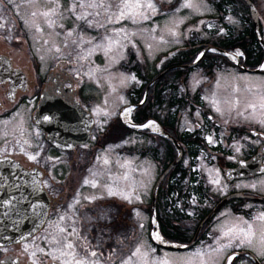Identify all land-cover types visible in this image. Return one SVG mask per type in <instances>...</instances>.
I'll list each match as a JSON object with an SVG mask.
<instances>
[{
  "label": "flooded vegetation",
  "instance_id": "flooded-vegetation-1",
  "mask_svg": "<svg viewBox=\"0 0 264 264\" xmlns=\"http://www.w3.org/2000/svg\"><path fill=\"white\" fill-rule=\"evenodd\" d=\"M145 1V4L154 2ZM249 1L258 11L259 33L255 32L248 3L232 0L234 18H240L242 22L232 25V45L237 40L238 46L242 44L247 50V56L238 57L232 63V97L227 108L218 101L202 99L200 89L191 91V79L186 73L179 77L174 96L167 80L178 77L168 75L170 70H167L151 84L147 104L142 109L139 110L141 83L127 89L126 98L121 94L125 103L111 115L104 95L96 97L92 91L93 82L105 92V78L94 76L102 72L99 74L93 66L89 50L77 60L73 53L77 47L73 43L78 37L86 40L93 36L96 13L103 19L121 12L135 14L140 11L142 0H0V161L8 160L26 172L39 171L49 202L45 219L35 222L39 226L29 237L0 243V264H65L68 261L75 264V260L84 264H119L122 260L120 246L123 252L124 243L134 235L136 237L141 225L145 229L147 243L156 252L186 253L185 250L194 249L200 241L207 240L206 244L213 245L216 238L219 240L218 249L224 244L220 243L223 212L240 214L251 225L261 221L257 217L264 214V9L260 0ZM137 3L140 7L133 6ZM77 15L80 20L75 19ZM137 39L138 35L134 40ZM41 41L62 44L46 51L38 44ZM127 57L131 62L135 59L130 68L141 80V74L136 72L138 63L134 53L128 50ZM168 68L161 65L150 80ZM164 77L166 80L162 81ZM213 80L211 77L207 85ZM238 83H243L248 93L246 108L239 103V99L247 101L246 96L238 98L236 95ZM43 102L55 108L58 138L55 144L47 139L46 132L36 123V120L44 118L37 113ZM126 105L137 107L133 118L128 120L121 115ZM98 108L103 110L99 112ZM186 111H189L192 129L179 130L180 116ZM193 112H197V118H193ZM222 114L228 115V123L224 122V117L221 118ZM141 132H144L149 145L137 139L136 135ZM169 136L175 139L181 150L178 164L184 171L179 176L170 171L165 175L162 182L166 187L161 195L165 202L160 204L159 212L155 210L154 216L151 209H145L149 216L143 223L136 216L142 202L139 189L134 188L139 181L132 183L133 197L139 199L138 203V200L126 202L119 199V194H108L94 200L89 198L99 188L95 183L104 182L83 176L94 154L112 145L119 158L140 160L150 156L159 170L154 186L177 155V148ZM78 139L84 141L77 143ZM84 148L87 152L82 154ZM29 156L35 159H29ZM200 161L213 167L209 181V172L203 165V171L198 167L197 172L194 171ZM122 163L119 164L123 166ZM240 163H245L246 174L227 177V170L236 169ZM106 164L103 167L108 169ZM100 166L95 163L91 168L96 170ZM136 169L137 166L132 167L135 173ZM216 177L223 185L220 192L211 188ZM86 179L88 184L84 183ZM119 182L115 184L118 189L122 186ZM152 188L147 201L150 208ZM235 193H242L243 197L226 199L206 219L224 198ZM179 202L183 205L179 206ZM248 203L246 209L241 208L242 204ZM191 220L196 221L193 227L190 226ZM60 228L64 231L60 232ZM198 229L194 243L188 246ZM252 230L254 236L255 229ZM214 232L215 235H211ZM154 233H158L161 240L154 239ZM66 243H72L73 249L62 248L61 245ZM262 249V241L257 242L254 248L247 244L231 245L221 257L220 264H229L228 257L233 255L232 264H264V256L257 252ZM61 252L67 254L61 255ZM92 252L96 255H91ZM52 255L58 258L53 259Z\"/></svg>",
  "mask_w": 264,
  "mask_h": 264
},
{
  "label": "rangeland",
  "instance_id": "rangeland-1",
  "mask_svg": "<svg viewBox=\"0 0 264 264\" xmlns=\"http://www.w3.org/2000/svg\"><path fill=\"white\" fill-rule=\"evenodd\" d=\"M209 1L154 0L151 4L155 5V7L148 8V3L145 4L146 1L142 0L141 9L135 14L124 13L123 15H112L109 19H103L102 15L99 13L94 15L93 36H90L86 40H82V38L78 37L77 41L73 43L74 47H77L74 48L73 53L77 55L76 59L79 60L84 51H90V54L93 57V66L97 68L99 74L102 72V74H94V76H98L100 78L103 76L106 80L104 81V83H106L105 92L97 86L98 84L93 82L92 91L96 97H102L104 95L106 101L109 102V114H116L117 107L125 103L123 96L126 98L125 92L127 89H130L133 85L138 86L141 83L142 85L145 83L143 82L144 79H138L136 77V73L131 70L130 65H132L135 59H133L132 62L129 61V58L127 57L128 50L134 53L137 63L140 64L142 75L145 80H147V77H145L143 73L146 75L155 73L161 65H165L164 62L170 60L174 55H176V50L181 49L192 42V45H189L191 47L189 50L191 53L193 48H197V46L203 43L210 45L213 44L210 43L212 40H214V42H217V40H226L230 36L229 32L232 31V25H234L235 22L237 25L242 23L240 18L235 20L232 3H226L228 2L227 0H214L216 2ZM260 1L261 6L264 9V2L262 3V0ZM218 2H221L223 5H230H225V10L218 12V8L216 7V4H214ZM166 5L169 6L166 7ZM154 8L156 9L155 11ZM262 14L264 15V13ZM75 19L80 20L81 18L77 15ZM136 35H138L137 41L134 40ZM235 41L236 44L232 45V50L222 49L221 47L216 46V44L211 45L217 47L218 49H215V52H207L208 54H211L208 56H205V53L202 63L199 65L196 64L193 68L191 67L186 73V75L189 74L191 79L189 81L191 91L200 89L202 99L206 101H218L223 108H227V105L230 103V99L232 97V65L238 57L244 56L237 44V40ZM38 44L43 46L46 51H49L54 50L62 43L41 41ZM221 50H223V52ZM215 55H218V57H215ZM207 70L208 73H206ZM211 77H214V80L210 85H207L208 80H210ZM156 80H154V82ZM102 82L103 81L100 80V83ZM170 86H172L171 81ZM149 90H151L150 84L143 90L141 97L142 100L139 104L141 108H139V110L142 109L145 102L147 104ZM236 95L238 98H244L246 96L245 98L247 100L248 93H246V88L243 83H238L236 85ZM239 103L242 108H246L248 100L244 101L243 99H239ZM136 109L137 107L126 105L122 110L121 115L124 119H131L133 118ZM101 110L103 109L98 108L97 111L100 112ZM185 114L182 113L180 116L181 121L179 123V130L185 128L189 130L192 129L193 123L191 122V117H189V111H186ZM193 114H195L193 118H197V112H193ZM222 117L226 120L224 122L228 123V115L222 114L221 118ZM148 125L153 127L150 123ZM136 136L141 143L149 145L144 132H141ZM85 152H87V148H84L81 153L84 154ZM118 156L119 155L115 153L114 146L112 145H108L102 152L98 151L97 154L92 156V162L88 165L89 168H87L83 176L92 181L104 182L95 183L99 186V188L97 191H93L92 196L89 198L95 199L108 195L109 190H111L112 192L119 194V199L125 200L126 202H128L129 199L135 201L138 200V203L140 202L139 199H135L133 197L132 183L133 181H139L137 186H134V188L139 189L142 202L141 207H139L140 211H137L136 216H138V219H140L143 223L144 220L147 219V216H149L145 209H151L147 207L149 190L152 188L155 175L159 170L156 169L155 163L150 156L141 158L140 160H134V158L124 156L119 158ZM105 160L107 161L106 165L108 166V169L103 167ZM123 160H125L124 163H122ZM118 162L122 163L123 166H121ZM95 163H98L101 166L96 170H93L91 167L94 166ZM108 163L111 164V166H109ZM202 165L209 172L210 177H207V181H209L212 178V173L214 171L212 166H208L206 163L200 161L198 165H196L194 171L197 172V167L202 170ZM76 166L78 167L79 164H76ZM136 166L138 169H136L135 173L132 171V167ZM80 171L81 170H79V172ZM169 171L170 173L176 172L177 176H179L180 172L182 173L184 169L179 164L177 168L174 167ZM134 177L139 180H134ZM216 180H219V178L216 177ZM105 181L113 185L111 186ZM119 181H121L122 186L118 189V186H115V184L120 183ZM220 181L221 180H219V182ZM222 186L223 185H220V183H214L211 188L220 192ZM258 186L261 187V185ZM165 187V183L162 181L158 185L155 208L154 211H151L153 212V216L156 211L159 212L158 210L160 208H157L156 206L159 194L158 191L162 189L164 190ZM124 197H127V199ZM181 204L183 205V203L179 202V206ZM248 206L249 203L246 205L242 204L241 208L246 209ZM211 213H213V211ZM105 214L108 217V212ZM158 216L159 213L156 215V219ZM222 216L224 217L222 231L227 230L228 227L234 225L245 227L248 224L246 222L247 219L240 214L223 212ZM195 224L196 221L192 222L191 220L190 226L193 227ZM156 228H158L157 223ZM252 229H255V232L252 237V244L250 246L248 245L250 248H254V245L257 242L262 241V232H264L263 221L258 223L253 222ZM143 230L145 231L143 227H140V229L138 228L136 237L134 235L130 241L124 243L123 252L120 246V255L122 260L119 264H134V262L137 264H162L164 261H166L167 264H220L221 257H223L224 253L230 248V246L224 247V245H227L229 241L227 242V238H222L221 236L222 240L220 243L224 244L218 249L216 248L219 245V240L216 238L214 239V243L216 244H213L215 245L214 247L212 243L206 244L205 242L207 240H204L200 241L199 245L194 249L185 250L186 253L166 250L156 252L147 243ZM211 235L214 236L215 232L211 233ZM134 237L135 239L133 240ZM239 245L240 244L237 240L232 241V246L238 247ZM138 247L141 249V254L134 256L133 253ZM206 247V250L203 249ZM257 252L259 253V251ZM135 259L137 261H135ZM239 263L240 262H238V264Z\"/></svg>",
  "mask_w": 264,
  "mask_h": 264
},
{
  "label": "water",
  "instance_id": "water-1",
  "mask_svg": "<svg viewBox=\"0 0 264 264\" xmlns=\"http://www.w3.org/2000/svg\"><path fill=\"white\" fill-rule=\"evenodd\" d=\"M249 7H250V13L253 20V23L255 25V32L257 31V25H258V11L256 10L255 6L252 2L249 0H245ZM210 50H214L213 47H206L202 50L201 53L203 55ZM223 52V50H221ZM201 53L198 55V57L189 64L179 66L180 68L187 67L190 68L197 64V62L201 59ZM167 70L161 72L156 79L161 77ZM153 82V81H152ZM147 92V91H146ZM54 105L50 106L46 102L41 103L39 106V113H42V117H48L41 118L40 121L37 122L40 129L46 132V137L48 140H50L52 143L55 144V140L58 139L55 131L56 126V120L54 118ZM169 138L173 141L175 144L178 155L174 159V161L170 164V166L162 173L160 178L157 180V182L154 185L153 191H152V210L154 211L155 208V199H156V193L158 185L160 184L162 178L167 174V172L174 167L181 158V150L174 139H172L170 136ZM84 139H78L77 143H82ZM75 141L73 140V144ZM12 162L8 160H1L0 161V186L7 187V190H0V194L5 195H12V193L9 192V188L13 183L16 181H23L24 185H22L23 190L19 196V199H17L16 196L12 197L14 200L11 199H1L0 198V243H10L16 240H21L29 237L37 228V225L35 226V222L40 220L43 221L47 208H48V198L46 196V193L42 187L41 181H40V173L21 170L15 165L11 164ZM245 163H240V165L234 169V170H227L226 175L227 177L231 178L232 176H242L246 173H244ZM242 193H235L227 196L224 198L216 207H217L226 199L231 197H242ZM214 209V211H215ZM199 232V229L194 237V239L189 243L188 246H191ZM170 247V246H168ZM177 248H185L184 246H177Z\"/></svg>",
  "mask_w": 264,
  "mask_h": 264
},
{
  "label": "trees",
  "instance_id": "trees-1",
  "mask_svg": "<svg viewBox=\"0 0 264 264\" xmlns=\"http://www.w3.org/2000/svg\"><path fill=\"white\" fill-rule=\"evenodd\" d=\"M209 1V0H208ZM211 2H213L214 0H210ZM209 1V2H210ZM228 2H226V3H232V0H227ZM214 2H216V1H214ZM214 4H216V7L218 8V12H221V11H224L225 10V5H227V6H229L230 4H225V5H223V4H221V2H218V3H214ZM250 25V24H249ZM230 33V36L226 39V40H221V41H219V40H217V42H214V40H212L210 43H213V44H210V45H214V44H216V46H219V47H221L222 49H228V50H232V31L231 32H229ZM239 39H241L240 37H239ZM192 43V42H191ZM187 44L186 46H184L183 48H181V49H178L177 51H176V55H174L170 60H168L166 63H165V65H164V67H166V66H178V65H184V64H188V63H190V62H192L195 58H196V56H197V54L199 53V52H201V50L204 48V47H206L207 46V43H203V44H201V45H199V46H197V48H193L192 49V51H191V53H190V46L189 45H192V44ZM195 44V43H194ZM239 48L241 49V51L243 52V55L244 56H247V50L244 48V46H242V44H240L239 45ZM227 50V51H228ZM208 55H211V54H208V53H206L205 54V56H208ZM204 56V57H205ZM204 57L202 58V59H200V61L198 62V65L199 64H201L202 63V61H203V59H204ZM215 57H218V55H215ZM219 63V62H218ZM246 65H247V63H246ZM188 70H190V69H179V68H177V67H175V69H172V70H170V71H168V75L169 74H172V75H176V77H178V78H173V79H169V80H167V82H172V84H173V86H171L172 87V91H173V93H174V96H175V92H176V85H178V79H179V77L182 75V74H184V73H187V71ZM136 72L140 75L141 74V70H140V65L138 64V68L136 69ZM140 77L142 78V79H144V82L145 83H143V86H142V88H141V90H140V98L142 97V94H143V90L145 89V87H146V83L150 80V78L152 77V75H150L149 77H147V80H145V78H144V76L141 74L140 75ZM164 80H166V77H164L163 79H162V81H164ZM184 81V80H183ZM180 91L181 92H183V90H181L180 89ZM149 92H150V90H149ZM144 105H146V102H145V104ZM179 165V164H178ZM178 165L175 167V168H177L178 167ZM176 170V169H175ZM165 191L162 189V190H159L158 191V199H157V202H156V206H157V208H159V206H160V204H163L164 202H165V200H163L162 199V197H161V195L164 193ZM163 200V201H162ZM148 208L150 209V204H148Z\"/></svg>",
  "mask_w": 264,
  "mask_h": 264
},
{
  "label": "snow or ice",
  "instance_id": "snow-or-ice-1",
  "mask_svg": "<svg viewBox=\"0 0 264 264\" xmlns=\"http://www.w3.org/2000/svg\"><path fill=\"white\" fill-rule=\"evenodd\" d=\"M126 7L128 6L127 4L125 5ZM134 7H140V5L137 3L135 5H133ZM190 6V5H187ZM148 8H153L154 6L151 3L147 4ZM121 14L123 15V12H121ZM33 15H35V13H33ZM43 15H48V13H44ZM39 30V29H37ZM69 35H71V33H69ZM203 55V53H201V56ZM249 107H255V105H249ZM262 107H264V105H262ZM130 111V110H128ZM144 127H148V125H144ZM211 142V140L209 141ZM29 159H35L34 156H29ZM105 163H107V161L105 160ZM213 183L218 184L219 180H214L212 181ZM85 184H88L89 181L86 179L84 181ZM93 187H95V184L93 183ZM252 187H255V185H252ZM109 194L110 195H115L116 193L112 192L111 190H109ZM125 199H127V197H124ZM64 218L61 217V220H63ZM257 219L264 221V214H261L259 217H257ZM141 227H143V225H141ZM60 232H63L64 229L60 228L59 229ZM75 231V230H73ZM252 236H253V230H252V225L251 224H247V227H240L237 225L228 227L227 230L222 231V238H228L229 243L227 245H224V247H229L232 245V241L233 240H237L239 241V244H247V245H251L252 244ZM153 238L157 239V240H161L160 236L158 233H154L153 234ZM163 242V241H161ZM262 243H264V232H262ZM62 248H67V249H73V244L72 243H66V244H62L61 245ZM43 251V250H41ZM46 254H50V253H46ZM67 253L61 252V255H66ZM141 254V249L138 247L135 252L133 253V255H138ZM51 255V254H50ZM91 255L95 256L96 253L92 252ZM259 255L264 256V249H262L259 252ZM53 259H57L58 257H56L55 255H52ZM235 259V255L228 257L229 260V264H232V261ZM65 264H72L71 261L65 262ZM75 264H84L83 261L81 260H75ZM162 264H167L166 261L162 262Z\"/></svg>",
  "mask_w": 264,
  "mask_h": 264
},
{
  "label": "bare ground",
  "instance_id": "bare-ground-1",
  "mask_svg": "<svg viewBox=\"0 0 264 264\" xmlns=\"http://www.w3.org/2000/svg\"><path fill=\"white\" fill-rule=\"evenodd\" d=\"M126 121V120H125ZM151 127V126H150Z\"/></svg>",
  "mask_w": 264,
  "mask_h": 264
}]
</instances>
